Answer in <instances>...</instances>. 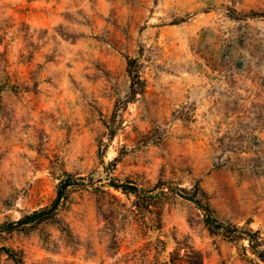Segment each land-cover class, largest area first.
Segmentation results:
<instances>
[{
	"label": "rangeland",
	"instance_id": "374dc122",
	"mask_svg": "<svg viewBox=\"0 0 264 264\" xmlns=\"http://www.w3.org/2000/svg\"><path fill=\"white\" fill-rule=\"evenodd\" d=\"M199 200L264 237V0H0V264H264Z\"/></svg>",
	"mask_w": 264,
	"mask_h": 264
},
{
	"label": "trees",
	"instance_id": "16d2710c",
	"mask_svg": "<svg viewBox=\"0 0 264 264\" xmlns=\"http://www.w3.org/2000/svg\"><path fill=\"white\" fill-rule=\"evenodd\" d=\"M257 15L258 14L253 13L252 17H256ZM129 72L132 77L131 94L135 95L142 92V80L138 72L135 59H130L129 61ZM89 185V183L85 182V178L80 176L78 180H73L72 176L69 175L67 179L61 181L58 187L57 196L50 205L27 214L16 222L10 223L8 225L6 224L7 228L9 230L18 229L34 224H40L47 220L56 218L59 212L67 205L72 188ZM111 185L115 189L121 190L125 194L134 195L136 197L137 204L141 203L142 201V205L149 206L151 201L156 198V195H152L150 193L151 191H146L136 184H120L117 182H111ZM101 192L105 193L104 190ZM198 204L204 210L206 216L205 223L213 234H223L226 238L235 243L247 241L248 247L244 246L245 249H249L255 256L264 262V237L260 231L254 230L253 228L243 229L237 225H225L218 221L208 206H204L200 200ZM192 251V254L188 252L185 257L177 258L179 257V251L176 249L172 254L171 264H202L201 253L197 250Z\"/></svg>",
	"mask_w": 264,
	"mask_h": 264
}]
</instances>
